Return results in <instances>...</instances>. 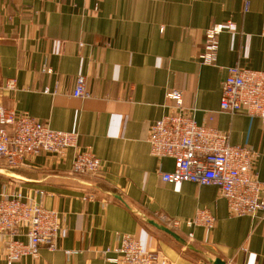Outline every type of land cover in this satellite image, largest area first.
<instances>
[{
  "label": "crops",
  "instance_id": "obj_1",
  "mask_svg": "<svg viewBox=\"0 0 264 264\" xmlns=\"http://www.w3.org/2000/svg\"><path fill=\"white\" fill-rule=\"evenodd\" d=\"M228 22L235 28L219 33L215 65L201 63L205 30ZM235 65L264 70V0H0V87L15 85L0 102L76 132L78 148L103 163L94 175L74 173L72 148L12 168L0 160V193L19 192L59 213V248L40 247L22 264H119L113 259L127 234L166 264H264V211L233 216L216 186L163 181L173 160L151 155L147 141L151 125L174 110L167 93L179 90L198 124L252 148L264 199V123L219 111ZM78 76L87 97L74 95ZM199 208L214 217L212 229L161 220L191 219ZM5 239L0 234V264Z\"/></svg>",
  "mask_w": 264,
  "mask_h": 264
},
{
  "label": "built area",
  "instance_id": "obj_2",
  "mask_svg": "<svg viewBox=\"0 0 264 264\" xmlns=\"http://www.w3.org/2000/svg\"><path fill=\"white\" fill-rule=\"evenodd\" d=\"M234 28V23L228 22L205 30L203 51L199 55L201 63L215 65L219 33ZM14 87V80L7 81L0 87V98ZM75 88V96H88L83 76L77 77ZM167 97L174 101V110L151 125L147 139L151 155L173 160L174 168L161 172V179L174 184L187 181L200 187L216 186L233 216H255L263 212L264 199L260 196L261 183L253 172L256 157L252 148L231 144L226 133L198 124L196 108L182 106L181 91L173 90ZM219 111L231 115L244 111L264 123V70L229 67ZM212 119V116L208 117V120ZM69 148L75 149L72 172L94 175L102 169L101 159L91 149L78 148L76 132L53 129L48 123L0 102V160L8 167H15L40 153L60 158ZM161 220L170 228L185 224L212 229L214 225L212 214L200 208L191 219L180 221L162 216ZM0 234L6 235L5 264H22L27 256L37 258L40 247L51 251L59 248L62 235L59 213L19 192L0 193ZM116 253L113 261L119 264H166L165 259H159L157 251L146 249L136 237L128 234L121 236Z\"/></svg>",
  "mask_w": 264,
  "mask_h": 264
},
{
  "label": "water",
  "instance_id": "obj_3",
  "mask_svg": "<svg viewBox=\"0 0 264 264\" xmlns=\"http://www.w3.org/2000/svg\"><path fill=\"white\" fill-rule=\"evenodd\" d=\"M150 223H151L153 226H155L156 228H158V229L165 230V231H167V232L170 231V230L167 229V227L164 226V225L158 224V223L153 222V221H150ZM177 239H178V241H179L181 244L186 245V242H185L184 240H182V239H180V238H177ZM212 263H213V264H227L226 262L221 261L220 259L212 260Z\"/></svg>",
  "mask_w": 264,
  "mask_h": 264
}]
</instances>
